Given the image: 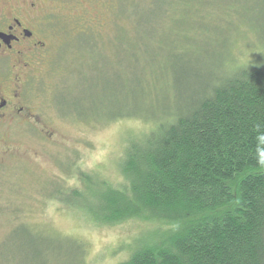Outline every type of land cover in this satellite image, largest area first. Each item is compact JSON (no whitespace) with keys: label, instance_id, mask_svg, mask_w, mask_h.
I'll return each mask as SVG.
<instances>
[{"label":"trees","instance_id":"obj_1","mask_svg":"<svg viewBox=\"0 0 264 264\" xmlns=\"http://www.w3.org/2000/svg\"><path fill=\"white\" fill-rule=\"evenodd\" d=\"M194 1L130 2L134 38L140 45L149 38L156 54L170 52L174 83L188 89L181 103L163 111L118 109L107 116V121L140 117L152 123L127 142L118 161L122 180L117 186L92 172L81 174L87 181L82 189L59 192L62 204L71 201L94 223L138 215L158 221L159 226L136 241L127 259L116 264H264V170L257 171L264 168V33L263 45L248 63L229 65L235 60L226 49L219 55L213 52L210 68L181 67L176 63L182 49L176 45L193 44L194 32L183 14ZM203 1L209 5L210 0ZM261 5L264 15V0ZM199 25L201 30L202 22ZM209 25L205 21L203 29ZM168 32L177 40L165 38ZM206 32L198 36L208 42ZM118 38L117 50L133 48L132 41ZM141 73L142 94L158 101L160 83L166 89L171 82L169 68L143 67ZM11 233V239L6 241L7 236L0 244L1 264H12L14 258L21 264L27 257L25 264H51V256L56 257L52 253L62 254L63 247L76 261L81 253L76 241L53 240L51 234L25 224ZM5 241H14L16 249Z\"/></svg>","mask_w":264,"mask_h":264},{"label":"rangeland","instance_id":"obj_2","mask_svg":"<svg viewBox=\"0 0 264 264\" xmlns=\"http://www.w3.org/2000/svg\"><path fill=\"white\" fill-rule=\"evenodd\" d=\"M38 1L47 29L46 47L32 63L27 97L31 106L38 108L41 123L36 126L32 121L29 127L13 125L0 130V151L9 146L7 152L0 153V244L7 236L6 241L11 239L17 225L25 224L51 234L53 240L67 238L81 245L77 261L74 253L63 247L62 254L52 253L56 257L51 256L55 258L51 264H116L127 259L136 241L159 226L158 221L138 215L94 223L71 201L62 204L64 195L59 192L82 189L87 181L81 174L92 172L117 186L122 180L118 161L127 142L131 136L148 131L152 123L140 117L107 121V116L118 109L149 114L163 111L165 106L181 103L180 96L188 87L183 89L174 83L170 52L156 54L149 38L142 45L134 38L129 5L141 0ZM262 1L210 0L209 5L203 0L188 2V13L183 18L194 32L193 44L176 45L182 49L176 64L210 68L214 66L213 52L219 55L226 49L235 60L229 65L250 62L263 45ZM120 7L127 9L121 12ZM45 13H51L50 18ZM205 21L210 23L209 29H203ZM202 31H207L208 42L198 36ZM164 36L171 42L177 40L170 32ZM118 37L132 41L133 48L124 53L117 50ZM95 48L100 58L94 55ZM158 65H167L172 79L166 89L160 83V98L156 101L153 91L151 100L142 94L141 71ZM144 91L149 92L146 87ZM6 241L3 244L13 246L14 241ZM26 260L28 257L20 259L21 264ZM18 261L14 258L12 264Z\"/></svg>","mask_w":264,"mask_h":264},{"label":"flooded vegetation","instance_id":"obj_3","mask_svg":"<svg viewBox=\"0 0 264 264\" xmlns=\"http://www.w3.org/2000/svg\"><path fill=\"white\" fill-rule=\"evenodd\" d=\"M39 3L0 0V130L41 123L38 108L27 97L32 63L46 47L47 29ZM49 14L45 13L47 19ZM7 146L0 153L7 152Z\"/></svg>","mask_w":264,"mask_h":264}]
</instances>
